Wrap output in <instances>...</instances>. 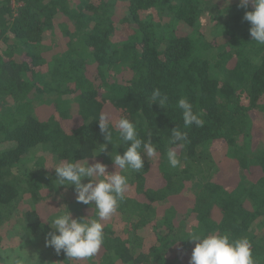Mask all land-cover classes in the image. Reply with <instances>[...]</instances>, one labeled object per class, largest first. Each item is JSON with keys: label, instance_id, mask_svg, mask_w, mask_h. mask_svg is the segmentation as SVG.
<instances>
[{"label": "trees", "instance_id": "trees-1", "mask_svg": "<svg viewBox=\"0 0 264 264\" xmlns=\"http://www.w3.org/2000/svg\"><path fill=\"white\" fill-rule=\"evenodd\" d=\"M239 2L0 0V249L14 236L45 245L61 209L51 195L95 216L52 168L87 158L116 170L112 156L126 149L114 127L113 144L101 133L107 112L113 125L136 123L142 139L151 132L158 155L125 173L129 191L103 222L95 257L72 261L45 246L35 264H190L194 233L246 236L264 264V128L252 123L264 111V45L244 20L253 9ZM155 88L166 108L152 105ZM180 98L203 127L185 128ZM176 127L188 142L173 169Z\"/></svg>", "mask_w": 264, "mask_h": 264}, {"label": "clouds", "instance_id": "clouds-1", "mask_svg": "<svg viewBox=\"0 0 264 264\" xmlns=\"http://www.w3.org/2000/svg\"><path fill=\"white\" fill-rule=\"evenodd\" d=\"M226 3L231 4V0H226ZM249 6L253 10L245 12L244 20L251 25L250 36L252 41L264 45V0H240L239 7L247 9ZM168 99L159 88L153 89L150 96L152 105L159 104L162 108H166ZM177 106L182 110L185 128L193 125L197 128L204 126L202 114L194 111L193 104L187 99L180 98ZM111 120L109 113L99 114V128L105 139L113 144L111 128L114 127L121 145L126 149L123 155L119 152L114 156L110 154L116 169L114 172L109 173L107 165L101 162L89 164L87 158L61 160L52 168L60 186H74L77 203L94 206L95 210L94 217L73 218L72 212L65 206L67 211L60 212L49 221L52 231L46 236L45 246L53 248L57 254L63 252L68 260L91 259L97 255L105 242L103 222L113 217L129 191V177L125 173L144 170L145 157L150 161L158 155L157 145L151 140V132L147 135L149 139H142L136 123L127 117L116 119L114 125ZM186 142L187 132L178 127L171 131L169 143L175 147H170L166 154L171 168L183 166L177 149ZM105 149L106 147L103 151ZM95 157L93 155L92 158ZM86 179L88 182L84 183ZM14 239L20 237L16 236ZM189 240L196 242L190 264H256L252 243L246 236L233 239L229 234L194 233ZM9 264H35V258L28 253L25 255V251L20 248L11 254Z\"/></svg>", "mask_w": 264, "mask_h": 264}, {"label": "rangeland", "instance_id": "rangeland-1", "mask_svg": "<svg viewBox=\"0 0 264 264\" xmlns=\"http://www.w3.org/2000/svg\"><path fill=\"white\" fill-rule=\"evenodd\" d=\"M252 123H253V126L256 129V131H258V129L264 128V111L257 113V115L255 116V119H253ZM218 153L223 154V152H218ZM87 182L88 181H86V183ZM45 191H46V193L49 192L48 190H45ZM74 198L75 197L71 198L72 201ZM51 199L58 202L59 207H61V208L65 207V200H66L65 197L55 198L53 195H51ZM72 201H71V203H72ZM75 204L76 203H72L71 208H70L72 215H73V218H80L81 214H80L79 208L76 207L77 204L76 205ZM62 210H63V208L59 209L57 212L60 213V212H62ZM126 217H127V215H125L124 218H126ZM190 230H192L191 225L184 227L185 232L188 233V231H190ZM25 238H21V237H20V239H14L13 238L12 241H10L8 244L4 245L5 247L3 246L2 249H0L1 250L0 251L1 258H3L5 260V262H7L6 264H9L11 254L20 248L22 251H25V255H27V253H28L30 257L35 258V261H37V257L40 254V252L43 251V247H45V245H43V242H41V243L35 242V244H33V245L28 244V245L23 246V244H26V243H25V241L23 242L22 239H25ZM26 241L29 242L28 239ZM50 258H54V255H53V257H50ZM54 264H57V262H55Z\"/></svg>", "mask_w": 264, "mask_h": 264}]
</instances>
